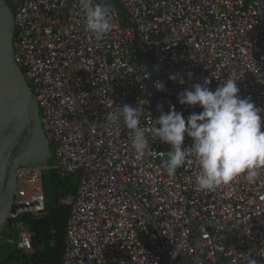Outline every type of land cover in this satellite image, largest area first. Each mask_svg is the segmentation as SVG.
<instances>
[{"label":"built area","instance_id":"obj_1","mask_svg":"<svg viewBox=\"0 0 264 264\" xmlns=\"http://www.w3.org/2000/svg\"><path fill=\"white\" fill-rule=\"evenodd\" d=\"M5 1L14 61L54 156L48 168L16 171L0 243L33 254L34 233L22 217L47 214L42 177L50 169L76 179L74 194L59 199L69 208L60 264H245L242 254L264 264V169L254 184L241 175L201 191L195 156L169 176L170 146L151 131L158 105L165 113L174 105L185 118L202 111L179 104L177 94L205 79L213 91L238 80L241 98L264 109V0H119L135 28L98 0L112 12L101 40L86 29L79 0ZM125 104L137 107L148 130L142 159L131 130L110 118ZM191 143L185 136L183 146Z\"/></svg>","mask_w":264,"mask_h":264},{"label":"clouds","instance_id":"obj_2","mask_svg":"<svg viewBox=\"0 0 264 264\" xmlns=\"http://www.w3.org/2000/svg\"><path fill=\"white\" fill-rule=\"evenodd\" d=\"M79 3L86 29L96 40L103 39L112 27L110 7L98 0H79ZM188 75L190 78L191 73ZM169 79L178 80L180 84L185 82L179 74H171ZM237 81L229 78L213 91L208 87L210 80L205 79L178 93L179 104L202 109L186 118L174 105H170L166 113L158 105L161 112L153 121L151 131L159 141L170 146L164 153L167 157L164 167L169 176L175 175L186 162L191 164L190 157L195 156L199 166L196 187L201 191H212L241 175L249 184L256 183L260 170L264 169V131L260 115L264 109L256 107L250 97L241 98ZM154 86L157 91L164 89L163 82L158 81ZM110 118L122 120L124 128L131 130L136 158L142 159L149 151L148 130L141 126L137 107L120 106L119 113ZM185 136L192 141L187 147L183 146ZM242 255L247 257L245 264H256L251 254Z\"/></svg>","mask_w":264,"mask_h":264},{"label":"water","instance_id":"obj_3","mask_svg":"<svg viewBox=\"0 0 264 264\" xmlns=\"http://www.w3.org/2000/svg\"><path fill=\"white\" fill-rule=\"evenodd\" d=\"M108 1L135 28L120 1ZM14 34L13 15L6 1L0 0V227L12 212L16 171L48 168L54 156L42 130L39 105L14 61ZM52 173L47 169L48 176Z\"/></svg>","mask_w":264,"mask_h":264},{"label":"trees","instance_id":"obj_4","mask_svg":"<svg viewBox=\"0 0 264 264\" xmlns=\"http://www.w3.org/2000/svg\"><path fill=\"white\" fill-rule=\"evenodd\" d=\"M68 179H60L55 173L42 177L44 196L47 214L39 219H32L30 216H23L22 221L28 229L33 231L32 238L33 254L28 258L31 264H60L63 251V237L66 222L69 216V208L60 205V195L54 192L55 189L64 186L63 195H73L75 185ZM51 241L53 244H51ZM25 259L19 251L11 250L0 264H19Z\"/></svg>","mask_w":264,"mask_h":264},{"label":"rangeland","instance_id":"obj_5","mask_svg":"<svg viewBox=\"0 0 264 264\" xmlns=\"http://www.w3.org/2000/svg\"><path fill=\"white\" fill-rule=\"evenodd\" d=\"M71 180H72L71 182L75 185L76 179L75 178H71ZM44 186H45V184H44ZM44 186H43V189H44ZM63 188H65V187L61 186L60 188H57V189L54 190V192H56L57 194L60 195V199L64 198V197H67V196H70V195H63V196L61 195L63 193ZM0 244H2V243H0ZM5 246H7V245H5ZM8 247H10V246H8ZM4 250H6V249H3L1 247V245H0V260L3 259L6 256V255L4 256V254L2 253ZM23 256H25V259H22L19 264H31L29 262V260H28V258L30 256H26V255H23Z\"/></svg>","mask_w":264,"mask_h":264},{"label":"crops","instance_id":"obj_6","mask_svg":"<svg viewBox=\"0 0 264 264\" xmlns=\"http://www.w3.org/2000/svg\"><path fill=\"white\" fill-rule=\"evenodd\" d=\"M51 244H53V242L51 241ZM1 245V247L3 248V249H6V250H4L2 253L4 254V256L5 255H7L11 250H13V248L10 246V247H8V246H5V245H3V244H0Z\"/></svg>","mask_w":264,"mask_h":264}]
</instances>
